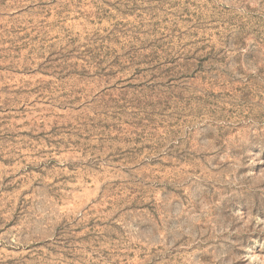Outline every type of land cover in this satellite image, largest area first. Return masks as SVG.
<instances>
[{"label":"rangeland","instance_id":"1","mask_svg":"<svg viewBox=\"0 0 264 264\" xmlns=\"http://www.w3.org/2000/svg\"><path fill=\"white\" fill-rule=\"evenodd\" d=\"M0 264H264V0H0Z\"/></svg>","mask_w":264,"mask_h":264}]
</instances>
